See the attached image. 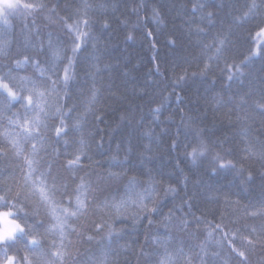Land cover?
<instances>
[{
    "label": "trees",
    "instance_id": "trees-1",
    "mask_svg": "<svg viewBox=\"0 0 264 264\" xmlns=\"http://www.w3.org/2000/svg\"><path fill=\"white\" fill-rule=\"evenodd\" d=\"M256 2L261 5L259 12L240 23L234 17L242 15L251 0H89L94 6L89 12L90 36L76 56L75 79L61 103L65 108H75L74 117L82 111L95 81L100 89L97 107L104 106V118L99 122L92 116L87 118L83 131L86 137L89 132L93 133L88 137L87 149L91 159L83 156L75 175L66 163L73 158L76 145H65L64 140L74 141L77 134L69 132L67 137L57 139L58 120L49 122L46 154L41 152L42 168L51 164L49 183L53 177L56 179L59 185L56 199L64 207H70L68 198L74 196L81 177L93 189H100L89 193L92 199L88 214L72 221L79 233L70 236L72 251L80 253L74 264H88L89 257L100 258L104 252L111 260L118 259L120 264L125 261L127 264H151L142 253L153 254L152 259L157 252L163 254V249L153 243L156 237L169 238L168 252L177 256V264H186L184 256L178 255L181 248L185 255H191V264H201L204 253L200 245L205 241L208 243L204 264H264V247L242 246L239 240L249 235L253 228L258 233L264 230L261 161L242 159L247 155L244 151L246 141L257 152L264 146V114L253 106L254 101L264 102V48L261 47L264 36L258 44L261 54L251 55L259 27L264 26V3L262 0ZM20 3L43 4L44 7L31 13L22 10L10 16L7 28L0 24V40L9 42L6 54L0 55V71L14 67V61L24 57L39 60L41 67H49L50 39L53 46L66 49V54L71 55L74 36L69 33L65 20L72 23L78 18L76 9L82 5V0H20ZM101 4L104 8L96 7ZM195 4L205 7L193 12ZM154 10L159 13L155 20ZM207 12L214 13L211 22L206 17L201 21ZM196 25L204 32L197 34ZM129 34L132 39H128ZM217 36L226 37L224 56L228 63L244 61L243 75L229 80L224 59L212 61L211 71L205 76L199 75L205 56L214 51ZM209 43L213 44V49L205 53L203 44ZM185 71L187 78L175 85ZM13 74L31 77L38 86L48 84L46 77L40 78L31 61ZM60 74H63V63ZM60 88L63 95V86ZM242 100L246 103L241 104ZM237 105L251 115L246 123L236 120ZM157 106H162L159 114L152 111ZM16 112L23 117L20 104L0 115V132L8 129V117ZM121 114H126L128 119L121 121ZM67 122L70 124L71 119ZM190 122L203 127L210 139L225 140L224 147L233 150L232 156L227 158L244 163L253 178L242 183L247 172L244 177L236 176L233 171L213 173L207 160L197 166L191 165L182 155L184 144L190 141L184 125ZM146 130H151L150 137L144 135ZM178 130L180 147L173 150L171 143ZM101 137L103 140L99 143ZM145 145H149L148 150ZM0 147L8 149L0 154L2 189L22 178L24 161L22 156L14 155L3 137H0ZM30 147L31 142L25 145V154ZM56 152H59L58 157ZM141 153H144L143 158ZM112 157L121 161L127 157L128 160L117 166ZM109 172L124 174L118 180H107ZM133 176L140 181L141 188L150 178L157 181L160 196L169 185L177 188L176 194L170 193L164 198L159 214L151 217V224L144 217L134 225L130 219L134 208L129 209L127 215L115 218L96 211V204L105 198L118 200ZM184 176H187L186 181ZM170 210L174 213L171 221L162 222ZM178 218L186 219L187 227L180 225ZM104 222L107 223L103 230H96L95 224ZM108 224L122 230L111 244L106 235ZM218 224L221 229H216ZM47 226L45 219L39 231L43 232ZM212 230L215 231L209 240L208 232ZM233 233L237 236L234 243L239 250L245 251L246 260L231 250L229 240ZM88 236L93 239L88 240ZM51 239L45 237L42 247L49 249Z\"/></svg>",
    "mask_w": 264,
    "mask_h": 264
},
{
    "label": "snow or ice",
    "instance_id": "snow-or-ice-1",
    "mask_svg": "<svg viewBox=\"0 0 264 264\" xmlns=\"http://www.w3.org/2000/svg\"><path fill=\"white\" fill-rule=\"evenodd\" d=\"M262 3H264V0H262ZM43 7V4H21L20 0H0V24L7 28L10 16L20 14L22 10L31 13ZM96 7L104 8V5L101 4ZM204 7V4H195L192 11L196 12L198 9L202 10ZM260 7L261 5L257 4L256 0H251V3L247 6V10L242 15L234 17V20L243 23L256 15ZM93 8L94 6L89 3V0H82V5L76 9L78 18L73 20L72 23H67V20H65L69 33L74 36L71 55L66 54V49L53 46L50 39L48 42L50 54L49 67H41L39 60H31L30 57H24L22 60L14 61V67L8 68L7 71H0V115L9 111L15 104H20L24 112L23 117H21L19 112L13 113L12 117H8V129L0 132V137H3L4 142L10 147L14 155L16 157L22 156L24 161L22 178L0 189V209L5 207L8 209L7 211L0 210V264H68L70 260L74 264L75 258L80 255L78 250L76 252L72 251L73 242L70 236L73 233L79 234L72 221L79 220L88 214L92 199L89 193L90 191L95 192L100 189H93L81 177L80 182L75 187L74 196H69L68 198L70 207H64L56 199V192L59 188L56 179L53 177L52 182L49 183L51 164L46 169L42 168L43 157L41 156V152H45L46 154L48 146L47 132L50 129L49 122L58 120L59 123L55 126V136L57 139L67 137L69 132L77 134L74 141L64 140L65 145H69L70 143H75L76 145L73 158L67 160L66 167L72 170L73 175H75V170L81 167L80 161L82 157L88 155V158L91 159V155L87 149L90 144L88 137H91L93 133L89 132L86 137L83 129L89 116L94 117V120L97 122L102 121L104 118V106L97 107L100 89L96 86L95 81H93L90 95L83 102L82 111L77 112L74 117L72 113L75 111V108H65L61 101L68 95L69 85L75 79L74 64L76 56L90 36L92 21L89 17V12ZM213 15V12H207L200 19L203 21L206 17L211 22ZM158 17L159 13L154 10L153 19L155 20ZM104 26L107 27V23ZM195 31L197 34H200L204 32V29L196 25ZM261 36H264V26L259 27V31L257 32V37ZM128 39H132L131 34H129ZM197 43L201 42L197 41ZM225 44L226 37H216L214 51H212L211 55L205 56L204 65L199 75H207L212 69L211 62L221 59L225 60V68L229 73V80L234 79L238 75H243L242 65L244 61L240 63H228L224 56ZM261 47L264 48V42H262ZM8 48L9 42L7 40H0V55L6 54ZM211 49H213L212 43L203 44L205 53ZM260 54L256 50H253L251 53L252 56ZM245 59L249 58L246 57ZM65 60L67 61L66 63H64ZM30 61L32 67L39 73L40 78H47V86H38L37 81L31 77L13 74L21 70L23 66L29 64ZM61 63H63L62 75L60 74ZM157 71H159V68H157ZM192 75L196 76L197 73H193ZM186 78L187 72L185 71L184 75L176 79L175 85L178 86ZM61 85L63 86V95H61ZM177 100H180L179 95H177ZM217 103H220V101L218 100ZM244 103L246 101L242 100L241 104ZM253 106L256 111L264 114V102L254 101ZM161 107L157 106L152 111L159 114ZM237 109V121L246 123L252 118L249 112L241 108L240 105H237ZM68 119H71L70 124L67 122ZM127 119L128 116L126 114H121V121ZM189 121H191V117H189ZM181 123H183V117ZM184 127L185 135L190 138V141L184 144L182 155L190 161L191 165L197 166L201 161L207 160L213 173L233 171L236 176L244 177V173L247 172V176L244 177L242 183L245 180L253 178L252 172L245 168L244 163L238 164L234 159L227 158L232 156L233 150L224 147L225 140L210 139L205 135L206 130L203 127H199L191 122L184 125ZM162 131H166V129H162ZM144 135L150 137L152 135L151 130H146ZM102 140L103 138L101 137L99 143H102ZM29 142H31L30 151L25 154L24 148ZM179 147L178 130L177 136L172 139L171 148L175 150ZM144 148L148 150L149 145H145ZM7 150L5 147H0V154L5 153ZM244 151L247 155L242 157L243 160L259 159L261 161L260 175L264 179V146L257 152L254 150L252 144L246 141ZM56 155L58 157L59 152H56ZM140 155L143 158L144 153ZM127 160V157H125L124 161L119 160L117 157H112V161L117 166L123 165ZM123 174V172H109L106 179L118 180ZM184 180H187V176H184ZM157 183V181L150 178L146 182V186L141 188L140 181L133 176L129 179L128 186L118 200L115 198H105L102 202L96 204V211L104 213L110 218H115L127 215L129 209L134 208L135 211L130 216L134 225L144 217H147L149 224H151V217L159 214L164 198L170 193H177V188L169 185L164 188V195L160 196L156 188ZM64 188L66 190L67 186L64 185ZM261 214H264V211ZM252 215H257V213H252ZM173 216L174 213L170 210L162 222H170ZM45 219L48 220V226L44 228L43 232H40L39 229L44 224ZM105 223L107 222L96 223V230L102 231ZM179 224L187 227L188 221L186 219H179ZM107 226L109 230L106 235L109 244H111L113 239L119 238V232L122 230L115 229L111 224ZM216 229H221V226L219 224L216 225ZM214 231L208 232L209 240L212 238ZM45 237L53 238L51 239L49 249L42 247ZM87 239L92 240L93 237L88 236ZM236 239L237 236L233 233L232 239L229 240L231 250L246 260L245 251L239 250L234 243ZM239 240L242 246H248L253 249L258 245L264 247V230L258 233L253 228L249 235L241 236ZM153 243L157 245L158 249H163V254L161 255L157 252L155 253L156 258L152 259L153 254L142 253L151 261V264H177V256L168 252L169 238L156 237L153 239ZM207 243L208 241H205L200 245V250L204 253L201 256V264H204L207 255ZM217 243L219 244V242ZM178 255L184 256L186 264H191L192 257L191 255H185L183 248L178 250ZM212 255L216 256L218 253H212ZM88 264H120V262L118 259H109V254L104 252L100 258L89 257ZM125 264H127V261H125Z\"/></svg>",
    "mask_w": 264,
    "mask_h": 264
},
{
    "label": "rangeland",
    "instance_id": "rangeland-1",
    "mask_svg": "<svg viewBox=\"0 0 264 264\" xmlns=\"http://www.w3.org/2000/svg\"><path fill=\"white\" fill-rule=\"evenodd\" d=\"M256 35H257V34H256ZM262 38H263V36H261V37H259V38L256 36V43H255V45H254L253 50L258 51V44H259V42L261 41ZM253 50H252V52H253Z\"/></svg>",
    "mask_w": 264,
    "mask_h": 264
}]
</instances>
